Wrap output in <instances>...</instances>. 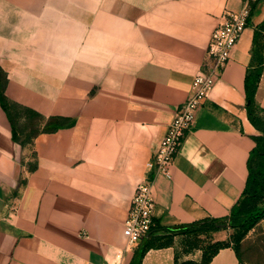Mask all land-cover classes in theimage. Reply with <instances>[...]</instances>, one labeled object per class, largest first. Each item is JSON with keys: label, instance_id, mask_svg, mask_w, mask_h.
<instances>
[{"label": "crops", "instance_id": "obj_1", "mask_svg": "<svg viewBox=\"0 0 264 264\" xmlns=\"http://www.w3.org/2000/svg\"><path fill=\"white\" fill-rule=\"evenodd\" d=\"M243 0H0V67L17 125L23 108L71 122L21 144L0 102V264L200 261L189 233L150 230L127 245L138 182L195 74L211 32ZM264 0L253 3L231 60L176 156L155 180L156 225L226 220L245 187L257 133L245 76ZM264 108V69L255 93ZM160 237L159 240L156 238ZM223 239V238H218ZM226 239V238H224ZM210 264H241L232 245Z\"/></svg>", "mask_w": 264, "mask_h": 264}, {"label": "trees", "instance_id": "obj_2", "mask_svg": "<svg viewBox=\"0 0 264 264\" xmlns=\"http://www.w3.org/2000/svg\"><path fill=\"white\" fill-rule=\"evenodd\" d=\"M263 44L264 19L255 26L253 60L245 76V92L247 102L249 101L247 104L248 118L257 130V133L251 136L255 145L249 152L248 176L245 187L237 202L232 206L229 216L226 220L215 218L199 220L173 228L156 224L153 227L156 231L164 230L170 234L182 232L189 233V235L192 233L200 235L204 231L220 229L219 224L226 223L234 232L230 234V239L224 242L218 240L211 246L201 245L203 255L200 261L186 260L179 262L177 260L176 264H210L211 259L217 253L218 249L229 245L233 246L241 264H244L240 253V244L246 234L264 218V108L257 104L255 100V93L264 69V53L261 51ZM6 81V73L0 67V102L9 116L13 129V138L17 142L26 144L31 140L32 135L39 131H54L63 125L71 124V122L59 123V118H50L41 128L33 127V120L41 116V114L31 108H23L21 110L22 112H17L18 115L21 113L24 114L26 118L24 126L20 128L17 125L15 116L12 114L4 94ZM156 239L159 240L160 237ZM150 246L151 242L148 241L137 250V264L140 263L145 251Z\"/></svg>", "mask_w": 264, "mask_h": 264}, {"label": "built area", "instance_id": "obj_3", "mask_svg": "<svg viewBox=\"0 0 264 264\" xmlns=\"http://www.w3.org/2000/svg\"><path fill=\"white\" fill-rule=\"evenodd\" d=\"M255 1L243 0L239 10H226L211 32L205 65L195 74L189 96L176 110L166 134L147 162V170L152 175L143 177L136 185L125 222L128 246L137 244L155 226V180L161 174L168 178L172 176L171 170L184 139L195 124L204 100L231 60L232 50L242 37Z\"/></svg>", "mask_w": 264, "mask_h": 264}, {"label": "rangeland", "instance_id": "obj_4", "mask_svg": "<svg viewBox=\"0 0 264 264\" xmlns=\"http://www.w3.org/2000/svg\"><path fill=\"white\" fill-rule=\"evenodd\" d=\"M261 51L264 53V44ZM233 232L234 230L226 225L220 227V229L204 231L200 235L192 233L188 238V242L190 244L211 246L218 240L223 242L229 240L230 234H233ZM240 253L244 264H264V218L246 234L240 244Z\"/></svg>", "mask_w": 264, "mask_h": 264}, {"label": "water", "instance_id": "obj_5", "mask_svg": "<svg viewBox=\"0 0 264 264\" xmlns=\"http://www.w3.org/2000/svg\"><path fill=\"white\" fill-rule=\"evenodd\" d=\"M247 103H249V101ZM219 226L220 227H225L226 226V223H220Z\"/></svg>", "mask_w": 264, "mask_h": 264}]
</instances>
